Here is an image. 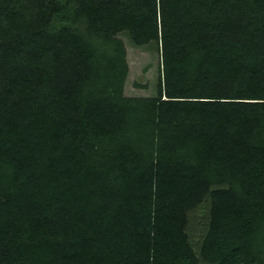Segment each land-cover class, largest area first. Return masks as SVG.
<instances>
[{
	"label": "trees",
	"instance_id": "16d2710c",
	"mask_svg": "<svg viewBox=\"0 0 264 264\" xmlns=\"http://www.w3.org/2000/svg\"><path fill=\"white\" fill-rule=\"evenodd\" d=\"M0 264H264V0H0Z\"/></svg>",
	"mask_w": 264,
	"mask_h": 264
},
{
	"label": "rangeland",
	"instance_id": "374dc122",
	"mask_svg": "<svg viewBox=\"0 0 264 264\" xmlns=\"http://www.w3.org/2000/svg\"><path fill=\"white\" fill-rule=\"evenodd\" d=\"M126 48L127 74L123 83V94L126 97L155 98L160 60L154 46H134L126 34L119 35ZM199 214V215H198ZM197 217L204 216V208L198 212ZM198 225L202 230L203 224ZM197 225L193 227L196 230ZM195 228V230H194Z\"/></svg>",
	"mask_w": 264,
	"mask_h": 264
}]
</instances>
